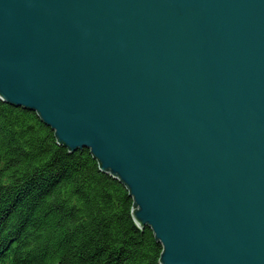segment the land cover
Segmentation results:
<instances>
[{
	"label": "water",
	"instance_id": "95a60500",
	"mask_svg": "<svg viewBox=\"0 0 264 264\" xmlns=\"http://www.w3.org/2000/svg\"><path fill=\"white\" fill-rule=\"evenodd\" d=\"M0 98L125 184L161 264H264V0H0Z\"/></svg>",
	"mask_w": 264,
	"mask_h": 264
},
{
	"label": "trees",
	"instance_id": "16d2710c",
	"mask_svg": "<svg viewBox=\"0 0 264 264\" xmlns=\"http://www.w3.org/2000/svg\"><path fill=\"white\" fill-rule=\"evenodd\" d=\"M162 250L88 148L0 98V264H161Z\"/></svg>",
	"mask_w": 264,
	"mask_h": 264
}]
</instances>
